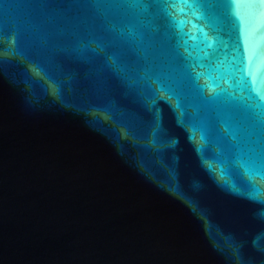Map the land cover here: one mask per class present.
I'll use <instances>...</instances> for the list:
<instances>
[{"label":"water","instance_id":"95a60500","mask_svg":"<svg viewBox=\"0 0 264 264\" xmlns=\"http://www.w3.org/2000/svg\"><path fill=\"white\" fill-rule=\"evenodd\" d=\"M0 264H264V0H0Z\"/></svg>","mask_w":264,"mask_h":264}]
</instances>
